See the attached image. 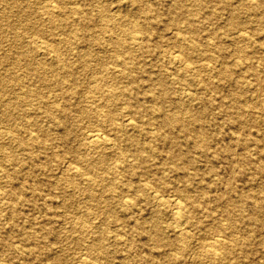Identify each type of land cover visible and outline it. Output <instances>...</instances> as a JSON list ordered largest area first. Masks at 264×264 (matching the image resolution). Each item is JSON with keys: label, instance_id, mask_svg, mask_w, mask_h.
Masks as SVG:
<instances>
[{"label": "rangeland", "instance_id": "1", "mask_svg": "<svg viewBox=\"0 0 264 264\" xmlns=\"http://www.w3.org/2000/svg\"><path fill=\"white\" fill-rule=\"evenodd\" d=\"M64 1L67 7L74 4L84 9V13L91 17L87 27L79 39L64 40L63 37L54 36L60 46V68L53 66L44 75L26 73L21 79L35 92L43 94L48 101H55L66 111L55 110L52 117L43 116L37 110V107L43 108L42 104L31 100L30 103L20 102L18 108L12 105L10 116H6L0 103V264H56L58 256L69 261L76 259L88 244L87 241H74L79 234L72 225L76 215H87L91 221L87 229L95 233L103 230L100 223L102 216L109 217L108 240L105 254L99 259L101 264H264V207H257V201L264 205V0H257L256 7H245L238 11L239 26L249 28L251 35L245 40L233 36L229 9L222 7L219 0L207 1L208 6L199 9L196 14L198 20L204 21L196 32L202 42L200 47L206 49V53L219 47V60L227 62L231 68L228 75L231 78L220 76L210 80L214 92L206 88L207 84L192 83L190 90L197 98L184 100L202 117L201 123L196 122L194 126L196 129L198 126L202 128L206 137L205 149L195 144L196 138L177 126L164 125L159 128L170 138L164 140L148 119V113L155 105L161 113L173 114L177 109L175 100L182 89L174 79L180 62L174 63L171 58V52L176 48L174 35L170 33L172 26L168 12L172 0ZM102 4L111 9L118 5L121 14H130V18L139 17L149 35L145 41H141L144 46H137L140 42L133 43L135 45L129 48L134 60L130 70L136 82L129 85L128 78L118 79V83L113 85L118 99L111 100L104 108L101 105L103 100H98L92 106L108 108L115 115L116 122L122 125L124 115L130 110L136 117L141 116L138 117L140 128L124 126V133L115 136L114 132L108 131V136L117 139L125 148H136L146 143L154 146L153 151L144 150L146 161L128 166V170L109 168V176L118 182L119 187L123 183L129 185L130 191L123 192L128 199L132 197L133 187L139 180L150 181L146 192H134L136 198L130 205L119 203L120 188H117L119 194L117 191H96L102 195L101 204H109L106 208L111 210L103 208V205L85 208L84 203L89 199L82 191L86 186L84 180L81 179L74 187L61 179L69 157L73 153H85L84 131L93 125L109 127L114 121L108 114L102 113L98 119L82 116L77 109L82 103L91 104L79 96L87 93L92 82L109 83L112 80L108 68L114 61V47L102 37V33L106 24L116 34H121L122 30L118 25L114 26L110 19L112 10L107 11L105 19L99 17ZM182 4L183 8L198 6L190 0H182ZM39 6L35 0H0V15L6 12L5 17H0V82L14 77L15 70L11 63L22 57V51L32 56L33 67L38 62L47 64L51 60L53 55L50 49L41 53L42 47L39 48L29 39L34 32H38L39 27L45 29L38 35L48 39L49 43L52 36L48 35V29L84 27L72 24L71 18L66 17L58 18L56 25L52 26ZM261 22L263 25L259 31H254L261 26ZM4 30L8 31V35H4ZM207 30H213L216 35L207 36ZM65 47H71V50L67 51ZM236 47L244 48L249 53L240 54ZM83 50L90 52L87 66L80 60ZM187 50L193 69L183 71L179 76L183 79H191L194 73L209 76L211 69L199 68L202 61L212 64L215 69L220 66L208 58L203 59L204 55L199 49L188 47ZM119 54L125 55L122 52ZM247 64L261 70L260 80L247 71ZM63 69L69 70L71 82H43L41 80L44 79L38 77L52 74L61 76L65 73ZM157 79H166L170 87H167L166 95L158 92L155 98L147 90V84ZM237 79L254 85L246 88L235 82ZM233 92H242V95L235 96ZM15 94L9 92L1 95L0 102ZM236 98L240 103L248 100L250 110L245 112L232 107ZM137 107H142V110L136 114L134 110ZM29 119L37 121V125L27 129L20 127ZM11 123L18 124L19 136L27 137L31 132L38 141H31L28 146L19 144L17 139L11 137L8 129ZM138 128L142 129L139 133ZM143 128H149L154 136L147 139ZM27 130L30 132L26 133ZM131 134L135 135V140L128 142L126 137ZM169 148L178 153L177 158H165ZM97 151L104 152L105 160L97 155ZM90 154H93L95 164L108 167L118 152L101 143L96 149L92 148ZM172 161L179 167L178 170L171 167ZM128 163H132L131 158ZM162 172L164 178L158 179ZM176 188L188 191V202L192 207L186 214L189 221L182 225L171 217L169 212L172 205L159 203L154 197L158 189L171 199ZM226 205L232 209L234 227L227 225L224 215ZM158 209L163 226L162 239L182 233L179 238L184 240L185 250L178 259L171 260L172 247L157 244L150 235L153 225L149 218ZM112 211L117 214V221L111 219ZM220 222L226 225L222 231L227 235L234 232L238 242L229 245L230 250L222 260H213L202 252L201 237L208 236L211 227ZM180 231L188 232V236L183 237ZM117 232L120 238L114 241Z\"/></svg>", "mask_w": 264, "mask_h": 264}, {"label": "bare ground", "instance_id": "2", "mask_svg": "<svg viewBox=\"0 0 264 264\" xmlns=\"http://www.w3.org/2000/svg\"><path fill=\"white\" fill-rule=\"evenodd\" d=\"M36 3L40 4V8L47 14V18L51 22L52 26L56 25L58 18L60 17H66L71 18L72 24H81V26H84L83 28L78 27H68V28H60L57 29H51L47 30L48 35L51 37L52 40L49 43L48 39L42 38V36H39L38 34L41 33L45 28L42 26L39 27L37 30L38 32H34V36H30V41L34 42L39 48L42 47L41 53H46L50 49L52 51L53 57L49 62H38V65L36 67L32 66L31 58L32 56L25 51L21 52V56L19 59H16L11 63L12 68L15 70V75L11 79H2L0 82V96L9 93V92H16V94L9 99L3 100L1 103V110L5 113L6 116H10L9 109L13 105L14 108H18L20 105L19 103L27 102L30 103L31 100H36L39 104H42L43 108L37 107V110H40V114L43 116L52 117L53 112L55 110H63L66 111L64 108H61L59 105L57 106L55 101H48V99L41 93L35 92L33 89H31L29 84H26L21 79L22 75L26 73H35V74H43L44 72H47L51 67H58L60 68V59L59 57V41H56L54 39V36H60L63 37L64 40H75L79 39L81 37V32L85 30L86 24L90 21L91 17L84 13V9L80 5H74L71 4L67 7V2L64 0H35ZM135 1V0H133ZM196 2L198 5L196 8H193L190 6L189 8H183L182 0H172V6L168 9L169 15V23L171 24L170 33L174 35V45H176V48L172 50V61L174 63L180 62V69L177 68L174 73V79L179 83V85L182 86V89L180 90L179 94L177 95V99L175 100L177 103V109L173 114L165 115L161 113V110L157 105H155V108L149 111V121L152 122L151 124L154 125L156 130H158V134L164 138V140L168 141L170 138L167 135V133L163 130H160L164 125H168L170 127H178L182 131L188 133L193 138H196V145L205 149L207 148L206 144V137H204V133L202 131V128L198 126V129L194 126L196 122L201 123V116L199 113L195 112L189 104L185 103L184 100H193L197 98V95L192 92L190 89V85L192 83L196 84H203L206 85V88L210 92H214L215 88L210 85V80L213 77H225V78H231V76H228L230 74L231 68L227 64V62L221 61L218 58V53L220 51L219 47L215 48L211 53H206V49L200 47L202 44L201 39L196 36L197 30L204 24L203 20H198L196 18V14L198 13L199 9H202L206 6H208L207 1L209 0H190ZM218 1V0H215ZM222 7H226L229 9L230 12V25L234 27L233 29V36L240 39H248L250 38V32L248 29L242 25L239 26V16L238 11L245 7L247 8H253L258 5L257 0H219ZM69 3V1H68ZM111 11V20L115 25H118V28L122 30L121 34H116L114 31H112L111 27L106 24L104 27V30L102 33V37L110 41L114 47V60L112 62V66H109L110 74L112 80L109 83L106 82H90L89 90L84 95L79 96L82 100L89 102L91 104H84L82 103L77 109L79 111V114L82 116H93L94 118L98 119L99 116L103 114H108L110 116L111 120H114L109 127H102V126H89L83 133L84 136V149L85 153H73L71 157L67 160V168L62 173L61 179L64 183L69 184L71 186L77 187L78 183L81 181V179L84 180L85 183V190H82L84 193H86L89 202L84 203L85 208H95L100 207L103 205V208H106L107 206H110L107 203L101 204L102 201V195L99 193H96V191H110V192H116L117 188H120L121 190L119 195V203L122 205H130L133 203V200L136 198L134 196V192L138 191L140 193H144L147 191L150 181L147 179H142L137 182L135 187H133L132 190V197L129 199L126 198L123 192L130 191V187L128 184L123 183V186L119 187L118 182L109 176V168L113 170H128V166H131L133 164L142 163L146 161L147 155L144 153V150H154V146L151 143H146L143 146H136V148H128L123 147L120 145V142L117 139L111 138L110 133L108 131L114 132L115 136L118 134L124 133L126 130L124 129V126L131 127V128H137L139 127V121L140 119L138 116L132 114L131 110L127 112V114L124 115L123 122L124 125L119 124L116 122L115 115L112 114L110 110L103 109L104 107H107V104L112 100L118 99V92H116V89H114L113 85L118 83V79L126 77L127 84L131 85L132 83L136 82V77L133 76L130 67L132 65V62L134 63L133 56L130 53V49L133 45L136 43H140L141 41H145L148 37V32L146 30V25L142 22V20L139 17L130 18V14H121V11L119 10L118 5H115L113 9L107 8L106 5L103 4L100 7V13L99 17L102 19L106 18L107 11ZM6 16V12H3L0 17L3 18ZM37 21H39L38 18H35ZM197 22V23H196ZM263 23L261 22V26L257 28L256 32L259 31V29L262 27ZM255 32V33H256ZM4 35H8V31L4 30ZM91 34H94L92 32ZM216 32L213 30H207V36H215ZM97 38L96 36H94ZM138 44L137 46L142 47L144 46L143 43ZM135 43V44H133ZM264 44V43H263ZM262 44V45H263ZM188 47L193 49H199L200 53L204 55L203 59H210L220 65L215 69V66L213 67L212 64H209L206 61H202L199 64V68L203 69H211V74L207 77H203L202 75H199L198 73H194L193 77L191 79H183L182 77H179L183 71H189L192 70V64L189 61L190 53L187 50ZM65 50L70 51L71 47H65ZM41 51V50H40ZM146 51V50H145ZM236 51L240 54H247L249 52H246L244 48L236 47ZM123 53L125 55L119 54ZM148 52V50H147ZM90 54L89 50H83L81 53L80 60L83 62L84 66H87L88 63V55ZM205 55L207 57H205ZM262 55L264 57V53L262 52ZM24 61V62H22ZM182 64V65H181ZM248 66V67H247ZM246 69L247 71L251 72V75L256 76L255 78L260 80L261 78V70L258 68H253L250 64H247ZM64 70V69H63ZM69 70H64L65 73L63 75H49V76H39L43 78L44 80H41L43 82H52V83H59V82H71V79L68 77ZM46 74V73H45ZM257 80V81H258ZM40 81V80H38ZM239 81V82H238ZM112 82V83H111ZM239 85L244 87H249L254 85L252 82L244 81V80H235ZM166 79H157L156 82L151 81L149 84H147V90H149L153 96L156 97V94L160 92L161 95L167 94V87H170L166 84ZM258 83H260L258 81ZM138 85V83H137ZM259 85L260 84H255ZM185 86V87H183ZM246 87V88H247ZM11 88V89H10ZM157 88V90H156ZM10 89V90H9ZM9 90V92H7ZM33 91V93L31 92ZM235 96L242 95V92H233ZM98 96V97H95ZM16 97V99H15ZM185 98V99H184ZM103 100L104 103L103 108H99V106H92V104H95L97 101ZM127 103V102H126ZM236 103V104H235ZM97 104V103H96ZM95 104V105H96ZM128 104V103H127ZM132 105V104H131ZM232 107H236L237 109L241 111H249L251 106L249 105V101L245 99L243 103H240L239 100L236 98L235 101L232 103ZM260 108V107H259ZM103 109V111H102ZM127 110V109H126ZM142 110V107L135 108L134 112L137 114ZM42 111V112H41ZM133 115V116H132ZM32 125H37V121H34L32 119L27 120L22 126L23 129H27L28 127ZM9 130L11 131V137L14 139H17L18 143L21 145L28 146L30 145V142L32 141H38V138L36 135L31 133L29 130L26 131L30 132L27 137L19 136L18 133V124L11 123L8 126ZM140 128V127H139ZM137 129L141 131L142 129ZM143 132L145 137L147 139H151V137L154 136V133H152L151 130L144 129ZM127 141L133 142L135 140V135L131 134L126 137ZM117 140V141H116ZM40 142V140H39ZM101 143H106L108 146L115 148L116 152H118V155L116 158L113 159V161L108 164L107 166H101L100 164H95L93 154H90V151L92 148L98 147ZM249 147V146H248ZM256 148V147H255ZM91 149V150H90ZM88 152V153H87ZM99 157H102V160H105V154L102 151L96 152ZM178 153L176 154L175 151L171 148L166 150L165 158H169L171 160L177 158ZM131 158L132 163H128L129 159ZM171 167L174 170H178V166L174 161L171 162ZM84 168V169H83ZM158 179L164 178V172L160 173ZM178 178V177H177ZM152 184V183H151ZM117 194H119V191H117ZM136 195V194H135ZM154 197L159 200V203L162 204H171L172 210L169 212L171 217L174 221L178 223V225H182L187 223L188 217L187 213L192 209L190 202H188V198H190L188 191L183 188H176L173 192L172 198H167L164 196V194L161 192V190L156 189L154 193ZM170 199V200H169ZM257 207L263 208L264 205L261 204L259 201H257ZM108 210H111L110 208H106ZM264 209V208H263ZM158 209L156 212L153 213L152 216H150V222L153 225L152 231H150V235L152 238L156 241L157 244L161 245H169L172 247V250H170V258L178 259L183 255V252L185 250V242L182 238H179L181 236L183 231L178 232V236L175 237H168L163 238L161 237V231L163 229L162 224L160 223V217ZM225 217L227 219V225L234 227V218L232 215V209L230 205H226V208L224 209ZM77 219V220H76ZM90 218L87 215H76V218L73 220V226L78 229V236L74 238L75 242H82L87 241L88 244L86 245L84 252L81 253L76 259L72 260H66L62 257L58 256L56 258V264H101L100 258L105 254V246L107 245L108 240V222L109 217L106 215H103L101 218V228L103 230L100 233H95L93 231H90L87 229V226L91 225ZM111 219L114 221H117L118 219L117 214L112 211L111 213ZM226 226L223 223L215 224L214 227H211L212 231L208 232V236H202V252L204 255L209 257L213 260H222L225 253L230 250L229 245L234 244L238 242L237 236L234 232L231 234H226L222 231V228ZM176 230V229H175ZM188 236V232H183V237ZM118 238H120V234L117 232L114 236V241H118ZM233 242V243H230Z\"/></svg>", "mask_w": 264, "mask_h": 264}]
</instances>
